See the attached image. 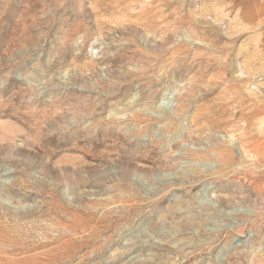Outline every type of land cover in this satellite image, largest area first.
Masks as SVG:
<instances>
[{
  "label": "rangeland",
  "instance_id": "374dc122",
  "mask_svg": "<svg viewBox=\"0 0 264 264\" xmlns=\"http://www.w3.org/2000/svg\"><path fill=\"white\" fill-rule=\"evenodd\" d=\"M258 106L264 0H0V264H264Z\"/></svg>",
  "mask_w": 264,
  "mask_h": 264
},
{
  "label": "bare ground",
  "instance_id": "6f19581e",
  "mask_svg": "<svg viewBox=\"0 0 264 264\" xmlns=\"http://www.w3.org/2000/svg\"><path fill=\"white\" fill-rule=\"evenodd\" d=\"M221 71L224 73L223 70H221ZM257 102H254V103L257 104ZM262 102H263V100H262ZM246 103H248V102H245V104ZM244 105H243V107H244ZM253 106H255V104ZM248 107H249L248 109L250 110V112H253V110L251 111V107L252 106L250 107V105H249ZM254 111H255V113H252L253 114L252 116L254 118H257V116H261V117L264 116V106H258L257 108L255 107L254 108ZM241 113H243V110H242ZM241 116H247L248 117L249 115L246 112V113L241 114ZM204 122H205L206 126H208V127H210V126L213 125L212 119L211 120L210 119H205ZM261 122L262 121H260V123ZM261 130H264V128L261 127ZM259 139H261V138H259ZM263 139L264 138H262L261 140L263 141ZM261 140H260V143H257L255 141L253 143H251V142L247 141L246 139H243V140L242 139L241 140L239 139L240 143L242 144V146H243V148L245 150V154L247 153V154L251 155L252 158H254V159L258 160V161H263L264 160V141L262 142ZM209 153H210L209 154L210 157L212 156V158H214L220 165H224V166L230 165V163L233 161V159L237 157V155H235L236 153L232 150V148H228V147L222 146L220 144L214 145L212 147V149L209 151Z\"/></svg>",
  "mask_w": 264,
  "mask_h": 264
}]
</instances>
